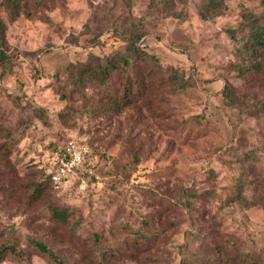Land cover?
Masks as SVG:
<instances>
[{
    "label": "rangeland",
    "instance_id": "rangeland-1",
    "mask_svg": "<svg viewBox=\"0 0 264 264\" xmlns=\"http://www.w3.org/2000/svg\"><path fill=\"white\" fill-rule=\"evenodd\" d=\"M1 1L12 56L0 65V123L13 134L0 135L10 148H0V244L25 255L0 264H55L33 240L71 264H230L224 246L264 264V75L239 71L227 32L244 11L264 13V0H225L207 20L204 0H187L186 19L150 0H29L34 16L11 19ZM133 25L164 65L194 78L187 91L161 90L157 116L105 111L104 91L84 99L68 83L77 62L120 49ZM73 137L96 150L92 172L55 191L50 162ZM38 182L44 195L32 198Z\"/></svg>",
    "mask_w": 264,
    "mask_h": 264
},
{
    "label": "trees",
    "instance_id": "trees-1",
    "mask_svg": "<svg viewBox=\"0 0 264 264\" xmlns=\"http://www.w3.org/2000/svg\"><path fill=\"white\" fill-rule=\"evenodd\" d=\"M182 4V8H178ZM11 19L24 14L32 18L34 13L30 8L29 0H2ZM150 7L166 15H172L178 18L186 19L188 17L187 0H150ZM226 8L225 0H204L199 8L198 14L204 19H212L221 15ZM179 9V10H178ZM124 44L120 49L113 50L109 54L96 55L91 54L90 60L79 61L75 64V73L69 74V85L73 87L72 92L80 93L84 99L88 98L85 91L88 88H99L105 102L101 107L105 111L121 112L125 108L134 106L140 111V108H147L151 113L158 115L161 112L159 104L161 101V90L169 89L172 93L187 91L194 84L192 75H187L181 68L173 65H164L161 60L148 50L145 42L146 30L133 25L124 31ZM228 34L237 44L238 61L235 63L242 74L247 72H260L264 75V13H254L244 11L239 24L228 29ZM100 41V40H99ZM11 45L7 39V24L0 15V65L11 60ZM119 81V88H116L115 79ZM225 94V99L229 97V89ZM98 103V100H96ZM264 108V102L262 103ZM35 111H37L35 109ZM3 133V134H1ZM12 129L5 127L0 123V135L11 138ZM93 149L91 143L82 138ZM9 151L8 144H0V148ZM65 145L56 152L50 162L47 172L48 183L55 191H60L61 186L53 180V173L61 165L62 160L58 155L64 154ZM77 180V179H76ZM46 182H38L32 193V198L44 195ZM52 218L58 222L67 223L70 220V211L61 205L53 204L50 206ZM35 247L42 253L47 254L55 264H71L66 261L56 250L43 241L33 240ZM224 253L230 258V264H246L244 259H235L236 255H230L229 250L224 246ZM121 250L112 251V255H117ZM6 253L17 256H24L25 252L19 245L8 240L0 244V257ZM242 256V254H238ZM248 264H255L250 261ZM260 264V262L256 263Z\"/></svg>",
    "mask_w": 264,
    "mask_h": 264
},
{
    "label": "built area",
    "instance_id": "built-area-1",
    "mask_svg": "<svg viewBox=\"0 0 264 264\" xmlns=\"http://www.w3.org/2000/svg\"><path fill=\"white\" fill-rule=\"evenodd\" d=\"M61 165L53 173V180L61 187H69L85 172H92L96 158L93 149L80 137L69 139L64 147V154L58 155Z\"/></svg>",
    "mask_w": 264,
    "mask_h": 264
}]
</instances>
